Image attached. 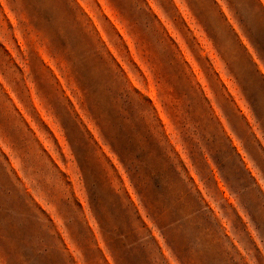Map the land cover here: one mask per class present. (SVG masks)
<instances>
[{"label":"rangeland","instance_id":"rangeland-1","mask_svg":"<svg viewBox=\"0 0 264 264\" xmlns=\"http://www.w3.org/2000/svg\"><path fill=\"white\" fill-rule=\"evenodd\" d=\"M0 264H264V0H0Z\"/></svg>","mask_w":264,"mask_h":264}]
</instances>
